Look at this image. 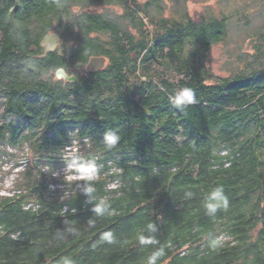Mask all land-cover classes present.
<instances>
[{"label":"trees","instance_id":"16d2710c","mask_svg":"<svg viewBox=\"0 0 264 264\" xmlns=\"http://www.w3.org/2000/svg\"><path fill=\"white\" fill-rule=\"evenodd\" d=\"M169 2L0 0V157L21 167L0 195V264H147L161 248L157 264H264V23L233 30L220 2ZM94 57L103 68L75 71ZM185 87L196 103L177 108ZM81 164L95 179L59 172ZM217 186L229 204L209 215Z\"/></svg>","mask_w":264,"mask_h":264},{"label":"rangeland","instance_id":"374dc122","mask_svg":"<svg viewBox=\"0 0 264 264\" xmlns=\"http://www.w3.org/2000/svg\"><path fill=\"white\" fill-rule=\"evenodd\" d=\"M216 2H220V7L227 13V15L231 16L233 25L237 27L233 30H242L249 27V30L254 31L259 29L264 23V0H188V7L191 10H196L215 5ZM161 4L167 8L165 13L168 15L171 8H173L174 3L169 2V0H161ZM238 14L244 17L240 22ZM247 21H249V25H247ZM210 58L213 70L218 74H226V71H224V69H226L224 65L227 62V56L224 48L221 46L215 47L211 52ZM84 69H86V67L75 71L79 74H83ZM75 154L74 149L67 152L64 157L66 159H72L75 158ZM3 158L0 157V165L3 167L0 174V195H9L13 188L16 173L21 167L13 170V166L16 164L15 158L12 156L5 160ZM77 168L70 166L68 169L61 168L59 172L60 174L68 175V178L78 179L81 178V174L74 172Z\"/></svg>","mask_w":264,"mask_h":264},{"label":"clouds","instance_id":"9594fccd","mask_svg":"<svg viewBox=\"0 0 264 264\" xmlns=\"http://www.w3.org/2000/svg\"><path fill=\"white\" fill-rule=\"evenodd\" d=\"M169 102L177 108H181L184 106L192 105L196 103L195 92L191 88H181L176 91L170 98ZM120 142V136L117 134L115 130H106L103 135V143L108 148H114ZM79 171L81 172V179L91 181L95 179L97 169L94 164H81ZM71 179V178H69ZM112 188H116L117 185H110ZM91 191V189H89ZM189 195H191L189 193ZM229 204V200L227 195L224 192L223 186H217L214 188L207 196L204 202V208L209 215H214L218 209L221 207L226 208ZM107 204L101 201V203L97 204V206L93 209L97 214H103V212L107 208ZM147 229L149 231H155V226L151 223L147 225ZM110 234L105 238H109ZM139 242L143 245H155L158 241L155 238L145 236L141 234L139 237ZM165 255L163 248L159 251L152 253L151 256L148 257L147 264H157V260Z\"/></svg>","mask_w":264,"mask_h":264},{"label":"water","instance_id":"95a60500","mask_svg":"<svg viewBox=\"0 0 264 264\" xmlns=\"http://www.w3.org/2000/svg\"><path fill=\"white\" fill-rule=\"evenodd\" d=\"M42 46L46 49L47 53L55 52L58 47L62 44L61 39L56 33H51L47 35L43 41ZM106 64V60L103 57H94L90 60L87 65V71H96ZM84 66L79 65L78 69H82ZM56 77L58 80H65L67 82H77L78 78L75 75L68 74L63 68H60L56 72Z\"/></svg>","mask_w":264,"mask_h":264},{"label":"flooded vegetation","instance_id":"af4514ba","mask_svg":"<svg viewBox=\"0 0 264 264\" xmlns=\"http://www.w3.org/2000/svg\"><path fill=\"white\" fill-rule=\"evenodd\" d=\"M88 71H87V67H86V69H84V74H86Z\"/></svg>","mask_w":264,"mask_h":264},{"label":"built area","instance_id":"2783aa9c","mask_svg":"<svg viewBox=\"0 0 264 264\" xmlns=\"http://www.w3.org/2000/svg\"><path fill=\"white\" fill-rule=\"evenodd\" d=\"M10 194V193H9Z\"/></svg>","mask_w":264,"mask_h":264}]
</instances>
